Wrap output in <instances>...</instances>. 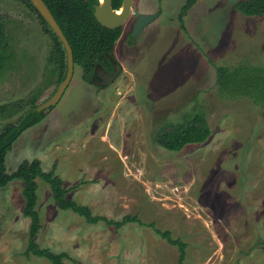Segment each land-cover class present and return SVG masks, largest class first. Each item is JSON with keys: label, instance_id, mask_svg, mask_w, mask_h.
Wrapping results in <instances>:
<instances>
[{"label": "rangeland", "instance_id": "obj_1", "mask_svg": "<svg viewBox=\"0 0 264 264\" xmlns=\"http://www.w3.org/2000/svg\"><path fill=\"white\" fill-rule=\"evenodd\" d=\"M240 1L200 0L182 14L184 0H136L131 18L161 17L116 43L120 77L96 86L77 65L57 106L14 142L9 174L38 159L68 199L145 224H88L62 211L38 179L41 248L67 253V264H178L179 249L158 229L187 244L183 264H264V105L217 89V68H264V15H243ZM0 16L11 56L0 60L2 131L55 94L60 67L54 40L24 0H0ZM197 112L211 128L206 142L179 152L155 143L160 129ZM23 190L21 180L0 188V264H51L26 253Z\"/></svg>", "mask_w": 264, "mask_h": 264}, {"label": "trees", "instance_id": "obj_2", "mask_svg": "<svg viewBox=\"0 0 264 264\" xmlns=\"http://www.w3.org/2000/svg\"><path fill=\"white\" fill-rule=\"evenodd\" d=\"M24 1L37 12L29 0ZM184 1L182 14H186L199 0ZM44 2L69 41L74 53L75 64L83 68L84 79L90 82L94 76L96 64L103 65L107 62V55L113 57V49L121 36V29H108L97 21L94 12L95 7L99 5V0H44ZM121 6L122 0H113L114 9L117 10ZM235 9L245 16L261 17L264 15V0L240 1L235 5ZM39 17L52 34L54 52L60 67L59 83H61L67 71L66 52L56 34L49 29L40 15ZM0 32L3 34L1 23ZM217 89L223 96L226 95L232 99L248 97L253 99L256 104L264 105V68L256 66H241L235 69L217 68ZM36 109H31L20 117L16 124H10L0 131V188L7 187L14 180H21L24 183L23 196L26 200L24 215L31 219L26 253L45 258L51 264H67L65 260L70 258L67 253H54L49 249H43L36 241V237L42 229L40 214L36 210L38 179H42L50 185L53 199L62 211L72 212L84 218L88 224L104 222L109 226H115L117 230L130 223L145 225L137 216L127 215L121 221H117L95 215L89 206L80 205L68 199L69 190L64 188L62 179L56 176L54 171L48 173L43 171L42 163L38 159L25 160L13 174L7 172L6 158L14 142L24 131L45 118V113L37 112ZM210 136L211 128L207 119L203 113L197 112L188 121L172 123L160 129L155 136V143L166 150L179 152L189 144L206 142ZM150 227L154 228L155 226L150 224ZM155 230L161 238L179 249L178 264H183L187 255V244L180 239H174L168 231Z\"/></svg>", "mask_w": 264, "mask_h": 264}, {"label": "water", "instance_id": "obj_3", "mask_svg": "<svg viewBox=\"0 0 264 264\" xmlns=\"http://www.w3.org/2000/svg\"><path fill=\"white\" fill-rule=\"evenodd\" d=\"M29 1L34 5L43 19L47 22V24L59 38L66 52L67 71L64 80L59 85L55 94L36 109L37 112H46L47 110L57 106L67 88L69 87L71 81L73 80L75 73L74 53L68 39L66 38L64 32L60 28L54 15L52 14L51 10L44 2V0ZM133 3L134 0H123L121 8L119 10H116L113 8V0H99V5L95 7V18L102 26L108 29H118L122 27L132 15ZM158 16V14L140 15L134 26L133 37L139 35L140 32L145 27L154 22L158 18ZM95 73L96 76L102 80V82L99 83L98 86L105 87L110 85L115 80V78L119 74V69L113 75H109L105 73V71L100 66H98L96 67Z\"/></svg>", "mask_w": 264, "mask_h": 264}, {"label": "flooded vegetation", "instance_id": "obj_4", "mask_svg": "<svg viewBox=\"0 0 264 264\" xmlns=\"http://www.w3.org/2000/svg\"><path fill=\"white\" fill-rule=\"evenodd\" d=\"M32 4V3H31ZM122 4H123V0H122ZM33 5V4H32ZM27 6L28 7H30L28 4H27ZM135 6H136V0H134V3H133V12H132V15H134L135 13H136V11L134 10L135 9ZM33 7H34V5H33ZM31 8V7H30ZM35 8V7H34ZM121 8V7H120ZM119 8V9H120ZM32 9V11H34V13L35 14H37V16H38V18L42 21V19L39 17V15H40V13L38 12H36L33 8H31ZM36 9V8H35ZM119 9H117V10H119ZM37 10V9H36ZM39 14V15H38ZM142 14H158L159 16H158V18L156 19V20H158L160 17H161V14L159 13V12H156V13H143V12H141V13H139V15L137 16V17H134V18H131L132 17V15L130 16V18L126 21V23L122 26V27H120V28H118V29H121V36L119 37V39H118V41L121 39V38H123L124 39V41L125 42H127L126 40H129V39H136V38H138L142 33H143V31L148 27V26H150L151 24H153L154 22H152L150 25H148L147 27H145L141 32H140V34L139 35H137L135 38H133V32H134V26H135V23H136V21L138 20V18H139V16L140 15H142ZM41 16V15H40ZM1 17V16H0ZM42 17V16H41ZM43 18V17H42ZM44 20V19H43ZM45 21V20H44ZM46 22V21H45ZM0 23L3 25V34H2V32H0V37H1V41H0V60H2V58H3V60H4V58H6L7 59V61L8 62H11V56L8 54V51L7 50H5V46H6V44H7V36H6V31H5V22H4V20L2 19V18H0ZM42 23L44 24V22L42 21ZM46 24H47V22H46ZM48 25V24H47ZM44 26H45V32L47 33V34H49L50 35V37L52 38L51 40H53V37H52V34L48 31V28L46 27V25L44 24ZM49 26V25H48ZM128 26V29H129V31H127V32H125L126 30V27ZM49 29H51L50 28V26H49ZM52 30V29H51ZM113 30H115V29H113ZM53 31V30H52ZM4 35V36H3ZM59 39V38H58ZM117 41V42H118ZM116 42V43H117ZM126 44V43H125ZM115 46H116V44H115ZM2 56V57H1ZM2 60V61H3ZM13 62V61H12ZM77 65L75 64V67H76ZM98 66H100L104 71H105V73H107V74H109V75H113L118 69H119V74H118V76L115 78V80L111 83V84H113L119 77H120V75H121V73H122V64L118 61V59L116 58V56H115V47H114V49H113V57L111 56V55H107V62H105L103 65L102 64H96V66L95 67H98ZM95 70H96V68H95ZM87 83H89V84H93V85H96V86H98V84L99 83H101L102 82V80L99 78V77H97L96 76V73L94 72V76H93V78L91 79V81L90 82H88V81H86ZM62 83V82H61ZM60 83V84H61ZM110 84V85H111ZM109 86V85H108Z\"/></svg>", "mask_w": 264, "mask_h": 264}, {"label": "bare ground", "instance_id": "obj_5", "mask_svg": "<svg viewBox=\"0 0 264 264\" xmlns=\"http://www.w3.org/2000/svg\"><path fill=\"white\" fill-rule=\"evenodd\" d=\"M103 1V0H102ZM120 13V12H119Z\"/></svg>", "mask_w": 264, "mask_h": 264}, {"label": "crops", "instance_id": "obj_6", "mask_svg": "<svg viewBox=\"0 0 264 264\" xmlns=\"http://www.w3.org/2000/svg\"><path fill=\"white\" fill-rule=\"evenodd\" d=\"M200 1V0H199Z\"/></svg>", "mask_w": 264, "mask_h": 264}]
</instances>
